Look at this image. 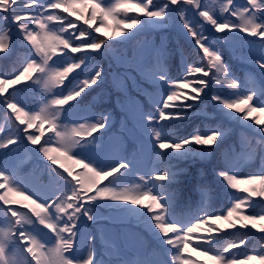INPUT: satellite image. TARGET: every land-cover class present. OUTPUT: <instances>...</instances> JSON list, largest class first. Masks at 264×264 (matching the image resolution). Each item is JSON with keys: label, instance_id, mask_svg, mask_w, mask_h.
Returning <instances> with one entry per match:
<instances>
[{"label": "snow or ice", "instance_id": "6c2138e0", "mask_svg": "<svg viewBox=\"0 0 264 264\" xmlns=\"http://www.w3.org/2000/svg\"><path fill=\"white\" fill-rule=\"evenodd\" d=\"M262 116L264 0H0V264H264Z\"/></svg>", "mask_w": 264, "mask_h": 264}, {"label": "trees", "instance_id": "16d2710c", "mask_svg": "<svg viewBox=\"0 0 264 264\" xmlns=\"http://www.w3.org/2000/svg\"><path fill=\"white\" fill-rule=\"evenodd\" d=\"M205 111H207V108L206 107H205ZM262 118H264V116H262ZM117 183H122V181H117ZM218 199L221 200V201L223 200V192H220L219 193ZM223 223L224 222H221V224H223ZM186 255H188V254H186ZM190 255H191V257H192L193 260H197L198 259V258H196V255L199 256L198 253L191 252V251H190ZM199 260H201V259L199 258Z\"/></svg>", "mask_w": 264, "mask_h": 264}, {"label": "rangeland", "instance_id": "374dc122", "mask_svg": "<svg viewBox=\"0 0 264 264\" xmlns=\"http://www.w3.org/2000/svg\"><path fill=\"white\" fill-rule=\"evenodd\" d=\"M218 223H221V222H218ZM196 258H198V259L200 258L201 260L205 259L204 257H202V256H197V255H196Z\"/></svg>", "mask_w": 264, "mask_h": 264}]
</instances>
